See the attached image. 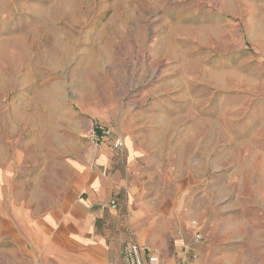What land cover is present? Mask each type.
I'll list each match as a JSON object with an SVG mask.
<instances>
[{"label": "rangeland", "instance_id": "1", "mask_svg": "<svg viewBox=\"0 0 264 264\" xmlns=\"http://www.w3.org/2000/svg\"><path fill=\"white\" fill-rule=\"evenodd\" d=\"M262 82L264 0H0V215L66 187L91 119L140 150L148 195L225 204ZM212 212L188 217L200 260L241 259Z\"/></svg>", "mask_w": 264, "mask_h": 264}, {"label": "crops", "instance_id": "2", "mask_svg": "<svg viewBox=\"0 0 264 264\" xmlns=\"http://www.w3.org/2000/svg\"><path fill=\"white\" fill-rule=\"evenodd\" d=\"M260 94L246 111L259 128L252 140L246 138L242 162L236 157L232 163L244 170L235 183L245 186L243 193L230 195L223 205L220 198L206 204L203 196L193 204L184 190L180 196L170 190L164 199L148 195L137 166L140 150L125 144L124 136L118 147L111 142L90 146L70 160V177L62 179L66 187L56 194H37L34 202L0 215V264H122L126 242L149 248L162 264H178L187 252L206 264L213 259L200 260L202 233L188 217L210 207L218 235L228 236L227 244L245 247L241 259L227 264H264V82ZM186 224L195 231L191 242Z\"/></svg>", "mask_w": 264, "mask_h": 264}, {"label": "built area", "instance_id": "3", "mask_svg": "<svg viewBox=\"0 0 264 264\" xmlns=\"http://www.w3.org/2000/svg\"><path fill=\"white\" fill-rule=\"evenodd\" d=\"M110 127L98 121H92L87 131V141L91 147H98L106 142H111L113 147L121 145V139H115ZM201 239L199 234L194 235V240ZM122 264H162L158 255L149 248L141 247L134 242H126L121 252ZM178 264H198L197 256L187 252Z\"/></svg>", "mask_w": 264, "mask_h": 264}]
</instances>
